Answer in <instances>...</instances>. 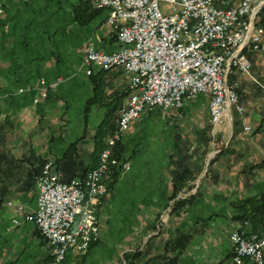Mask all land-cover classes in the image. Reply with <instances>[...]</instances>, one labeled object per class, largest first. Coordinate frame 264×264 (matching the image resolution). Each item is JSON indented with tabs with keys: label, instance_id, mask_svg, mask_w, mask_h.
Returning <instances> with one entry per match:
<instances>
[{
	"label": "crops",
	"instance_id": "1",
	"mask_svg": "<svg viewBox=\"0 0 264 264\" xmlns=\"http://www.w3.org/2000/svg\"><path fill=\"white\" fill-rule=\"evenodd\" d=\"M0 3V264H42L49 244L23 218L26 211L6 202L35 207L34 178L47 157L62 180L96 166L97 146L114 124L128 78L119 65L91 66L88 75L82 66L84 44L117 48L106 8L94 9L89 0ZM256 24L261 47L246 56L264 83V4ZM234 77L242 112L232 111L225 135L217 133L221 146L208 150L202 163L187 162L189 172L172 198L169 160L190 155L181 149L180 123L187 111L204 106L208 113V95L198 93L164 113L143 110L129 123L120 143L129 170L95 207L98 239L83 252L67 249L61 264H119L123 252L131 264H217L230 252L228 231L250 224L235 217L249 206L242 201L264 192V89L246 75ZM93 83L100 89L95 100ZM176 197L187 202L176 215L163 212L154 227L158 209ZM258 218L256 228L264 219Z\"/></svg>",
	"mask_w": 264,
	"mask_h": 264
},
{
	"label": "built area",
	"instance_id": "2",
	"mask_svg": "<svg viewBox=\"0 0 264 264\" xmlns=\"http://www.w3.org/2000/svg\"><path fill=\"white\" fill-rule=\"evenodd\" d=\"M89 1L94 8L107 9L106 22L114 27L117 48L105 52L84 44V72L90 74L91 66L119 65L129 91L98 151L97 171L89 168L84 175L63 181L53 159L47 158L35 176V207L24 218L50 246L43 264H61L67 249L83 252L97 237L94 206L105 193L102 174L108 163H114L112 145L133 119L143 110L178 107L198 93L208 95L213 124L226 121L232 111L241 113L234 75L251 77L246 51L261 47L262 31L255 17L264 0H162L161 8L159 0ZM11 221L18 223L16 218ZM228 240L232 262L262 263L264 229L233 227Z\"/></svg>",
	"mask_w": 264,
	"mask_h": 264
},
{
	"label": "rangeland",
	"instance_id": "3",
	"mask_svg": "<svg viewBox=\"0 0 264 264\" xmlns=\"http://www.w3.org/2000/svg\"><path fill=\"white\" fill-rule=\"evenodd\" d=\"M164 3H165L164 1L159 0L158 1V6L161 8L164 5ZM256 15H257V13H256ZM255 24H256V17H255ZM103 70H105V69H103ZM250 74H251V77L250 76H248V77L252 81H254L258 86L263 87V89H264V83H262V81H260L258 78L254 77L251 72H250ZM128 91H129V88H128ZM127 94H128V92H127ZM181 105L178 106V107H172V108H179V107H181ZM116 111H117V109H116ZM148 111H153V112L156 111L158 113H164V110H160V109H151V110H148ZM178 116H182V115H178ZM115 117H116V114L114 116V124H113L112 128L110 129L109 133L102 140L103 141V145H104L105 141L108 139V137L110 136V134L112 132V129L114 128V125H115ZM183 119L184 120H183V122L180 123V127L179 128H180V131L182 132V135L184 137L183 139L185 140L183 143H181L182 149L187 154L188 153L190 154L189 155V159L187 160V162L188 163H193V162L194 163H198V162L202 163L203 162V158L206 156V152L208 150H211L212 148H215L216 146H221V144L223 143V142H221L222 139H223V136L221 137L220 134H217V133L220 131L222 133L221 135H225V131H224L225 128L224 127H226V124H225L226 121H222L220 124H213V123H211L209 121V117H208L207 110H206V108L204 106L201 107L199 110L198 109H195V110H190V111L185 112L184 113V116H183ZM127 129H128V127H127ZM123 133L121 134L120 138L117 139L114 142V144L111 147L110 158L114 160V163H108L107 166L104 169L103 174H102L101 182L103 183V185L105 187V193L102 194V195H100L98 197L97 203L94 206L95 219H96V224H97V228H98L97 237L95 238V240H97L98 239V236H99L98 217H97V211L95 210V207L96 206L98 207V205L101 204L102 199L105 197V195L107 194V192L110 191V188H111L113 182L115 180H117V179H122L123 177H125V174L129 170V157H123V156H121V146H120V149L118 150L119 151L118 154H115V147H116V145H117L118 142L121 143V139H122ZM193 135L195 137H192ZM203 151H205V152L203 153ZM97 157H98V153H97ZM47 158H49V157H47ZM51 159H53V158H51ZM44 161H45V159H44ZM53 161H54V159H53ZM263 161H264V159H263ZM43 162H42V164H43ZM42 164H41V166H42ZM96 164H97V162H96ZM54 165H55V161H54ZM95 165H93V166H95ZM205 165H208V159H206ZM40 169H41V167H40ZM55 169L57 170L56 165H55ZM84 173L81 174L80 176L84 175ZM80 176H75V177H80ZM188 177H190V176H188ZM72 178H74V177H72ZM72 178H70V179H72ZM63 181H68V180H63ZM34 182H35V178H34ZM172 200L173 199H170L169 201H167V203L163 207H161V208L158 209L159 211H161V213L160 212H159V214L156 213V215H158V217L157 216L155 217L156 218V221H154V223H155V226L154 227H160L161 226V222L160 221H162V220H160V217H161V215H162L163 212H166L167 211V213L170 214V215H176L177 214V213H175V212H173V211L170 210ZM6 204L7 205L14 204L15 208H17V206L20 203H18V202H15L14 203L13 201H10L9 203H6ZM23 210L26 211L25 214H27L29 212H32V210H25L24 207H23ZM19 211H22V210H19ZM23 218H24V216H23ZM25 220H27V219H25ZM27 221H29V220H27ZM229 231H228V233H229ZM227 237H228V235H227ZM95 240H93V241H95ZM125 254L126 253H124V252L122 253V258H121V261H120L119 264H131V263H129V261L126 258ZM245 263H248V262L245 261ZM248 264H250V263H248Z\"/></svg>",
	"mask_w": 264,
	"mask_h": 264
},
{
	"label": "trees",
	"instance_id": "4",
	"mask_svg": "<svg viewBox=\"0 0 264 264\" xmlns=\"http://www.w3.org/2000/svg\"><path fill=\"white\" fill-rule=\"evenodd\" d=\"M94 9H97V8H94ZM93 89H94V94H93V97H91V100H95L96 97L98 96V91L100 90L99 85L93 83ZM102 145H103V143H100L97 146L96 161L93 165H95L97 162V153H98L99 149L102 147ZM120 146L121 145L118 142L116 147H115V154H118V152H119L118 150L120 149ZM179 149H180V146L177 147V150H179ZM211 160H212V158L209 159L208 163ZM169 163L172 164L171 174L173 175V182H174L172 185V191L169 195V198H172L175 196L176 192L181 187L180 181H181L182 177L184 176V174L188 173L189 170H188V166H187L188 163L186 161V158H183L182 160L180 158H176V159L173 158V159L169 160ZM93 169L94 168H92L91 170H93ZM186 202H187V199L185 197L173 198L170 210L177 213ZM242 202H243L242 204L247 202L249 206L247 208L242 209L241 214L236 215L235 217H237L242 224H243L244 220L249 221L250 224H249L248 230L245 229L247 231L259 232L260 230H263L264 229V221H263L264 219L262 220V222H260L262 225L259 228H256L255 222L261 221V220H259L260 218H258V217L264 218V192L259 193L258 197H248V198L244 199V201H242ZM241 206H243V205H241ZM241 206H239V207H241ZM259 214H261L262 216H257ZM131 254L133 257L136 255L135 252H132ZM230 257H231V252H228L224 256V258L221 261H219L217 264H235L234 262L231 261ZM261 264H264V253H263V261Z\"/></svg>",
	"mask_w": 264,
	"mask_h": 264
},
{
	"label": "bare ground",
	"instance_id": "5",
	"mask_svg": "<svg viewBox=\"0 0 264 264\" xmlns=\"http://www.w3.org/2000/svg\"><path fill=\"white\" fill-rule=\"evenodd\" d=\"M91 171H97V166H96L93 170H91ZM238 228H243V229H245L244 227H238Z\"/></svg>",
	"mask_w": 264,
	"mask_h": 264
}]
</instances>
